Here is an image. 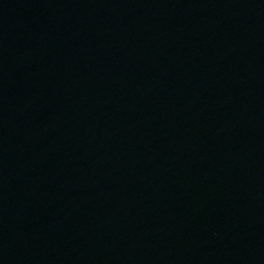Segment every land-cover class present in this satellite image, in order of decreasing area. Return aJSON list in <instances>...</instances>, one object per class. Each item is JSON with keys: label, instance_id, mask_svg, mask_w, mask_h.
<instances>
[{"label": "water", "instance_id": "95a60500", "mask_svg": "<svg viewBox=\"0 0 264 264\" xmlns=\"http://www.w3.org/2000/svg\"><path fill=\"white\" fill-rule=\"evenodd\" d=\"M0 264H264V0H0Z\"/></svg>", "mask_w": 264, "mask_h": 264}]
</instances>
